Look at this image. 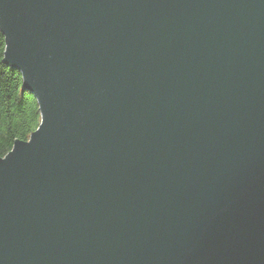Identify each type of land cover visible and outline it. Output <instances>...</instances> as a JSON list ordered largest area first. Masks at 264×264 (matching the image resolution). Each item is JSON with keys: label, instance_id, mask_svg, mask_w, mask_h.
<instances>
[{"label": "water", "instance_id": "1", "mask_svg": "<svg viewBox=\"0 0 264 264\" xmlns=\"http://www.w3.org/2000/svg\"><path fill=\"white\" fill-rule=\"evenodd\" d=\"M41 124L0 158V264H264V0H0Z\"/></svg>", "mask_w": 264, "mask_h": 264}, {"label": "trees", "instance_id": "2", "mask_svg": "<svg viewBox=\"0 0 264 264\" xmlns=\"http://www.w3.org/2000/svg\"><path fill=\"white\" fill-rule=\"evenodd\" d=\"M5 39L0 31V158L16 141L26 142L41 124L35 97L23 91L21 74L4 64Z\"/></svg>", "mask_w": 264, "mask_h": 264}]
</instances>
